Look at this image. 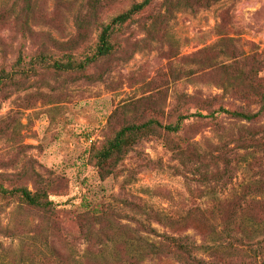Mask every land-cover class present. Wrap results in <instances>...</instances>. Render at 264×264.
<instances>
[{"label": "rangeland", "instance_id": "1", "mask_svg": "<svg viewBox=\"0 0 264 264\" xmlns=\"http://www.w3.org/2000/svg\"><path fill=\"white\" fill-rule=\"evenodd\" d=\"M90 2L33 0L29 27L34 36L26 41L13 25L20 1L0 0V67L10 68L21 47L25 63L41 52L54 54L56 43L76 36L75 22ZM98 2L104 22L131 3ZM162 2L155 0L119 32L118 40L129 42L122 50L126 54L89 69L94 79L40 71L17 86L0 89V189L34 190L42 184L57 206V214L47 217L17 197L0 194V264H85L86 249L104 247L96 232L99 226L85 216L88 212L102 213L108 219L103 221L118 232L120 225L135 228L134 220L143 221L144 212L204 209L213 196L227 193L199 183L194 166L169 151V138L156 136L139 143L114 176L99 178L92 150L151 106L162 115L163 124L173 123L177 111L206 116L223 107L257 113L251 126L261 144L257 150L250 144L244 150L236 143L237 135L230 136L249 124L225 115L217 117L220 128L209 119L189 118L180 136L198 150L222 147L236 159L246 156L248 163L238 165L234 183L264 179L262 103L254 95L248 99V93H234L242 88L237 81H242L256 83L251 92L262 94L258 85H264V0H211L207 6L190 0L172 13ZM96 36V31L84 33L85 54H90ZM133 103L137 107H131ZM251 151L254 158L248 156ZM152 227L158 234L169 233L154 223ZM185 235L201 243L194 231ZM132 237L115 236L117 248L122 249L123 240L133 242Z\"/></svg>", "mask_w": 264, "mask_h": 264}, {"label": "trees", "instance_id": "2", "mask_svg": "<svg viewBox=\"0 0 264 264\" xmlns=\"http://www.w3.org/2000/svg\"><path fill=\"white\" fill-rule=\"evenodd\" d=\"M19 1L22 8L15 13L13 25L20 35L29 41L34 36L29 27L34 3L33 0ZM130 1L126 10L104 22L100 20L98 0H92L83 18L75 22L76 36L67 42L56 43L54 54L46 55L41 52L34 60L25 63L21 47L10 68L0 67V89L7 85L17 86L20 81L28 80L31 75L36 76L40 71L50 72L57 77L72 76L77 80L94 79L88 73L89 69L101 63L112 64L117 55L126 54L122 50L129 46V42L119 41V32L147 11L155 0ZM183 1L190 0H163L162 5L167 12L172 13L181 7ZM194 1L200 6L211 3V0ZM95 31V43L90 54H85L84 33ZM237 82L242 88L239 91L234 90V93H240L242 97L248 93V99L254 95L262 103L261 112H264V85H258L259 89L262 87L261 94L251 92L256 83ZM130 106L135 105L133 103ZM136 113L143 114L140 110H136ZM218 115H225L234 122L249 124V127H242L230 135L233 138L237 135L236 143L241 144L244 150L249 148L245 146L249 144L254 150L261 147L251 127L256 123L257 113L223 107L209 112L206 116L177 111L173 123L163 124L160 119L162 115L151 106L141 118L132 119L130 124L122 126L109 140L92 150L91 160L99 178L105 180L116 174L129 153L142 141L155 136L169 138L166 142L167 148L179 161L194 166L199 183L224 188L227 193L213 196L209 207L204 209L196 206L176 211L168 210L165 213L144 212L143 221L134 220L135 228L118 225V232L106 224L108 219H105L102 213L86 212L85 216L92 219L94 225L99 226L96 232L98 238L103 240L104 247L96 252H92L90 248L86 249L88 256L85 264H264V179L261 176L248 182L234 183L238 165L241 162L248 163L246 156L236 159L235 154L226 152L222 147L214 148L216 151L198 150L195 144L180 136L184 132V123L189 118L209 119L220 128L221 125L216 122ZM170 137L176 141H172ZM254 153L255 151H251L248 156L254 158ZM248 166H251L250 163ZM0 194L5 197H17L22 205L47 217L57 214V206L49 200L48 187L42 184L34 190L23 187L12 190L1 188ZM153 223L167 229L169 233L158 234L152 227ZM188 230L196 233L200 244L185 235ZM142 233L155 239H147ZM129 235L133 236V242L123 240L122 249H118L119 240L114 237ZM106 246H115V250ZM110 253L115 255L114 258L110 257Z\"/></svg>", "mask_w": 264, "mask_h": 264}]
</instances>
